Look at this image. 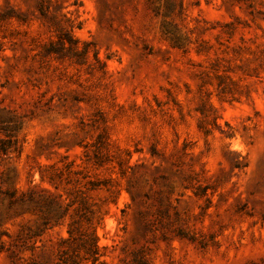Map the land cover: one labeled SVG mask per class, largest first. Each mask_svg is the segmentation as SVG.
<instances>
[{"label": "rangeland", "instance_id": "1", "mask_svg": "<svg viewBox=\"0 0 264 264\" xmlns=\"http://www.w3.org/2000/svg\"><path fill=\"white\" fill-rule=\"evenodd\" d=\"M7 7L25 21L2 30L0 264L56 263L69 219L45 229L44 202L76 190L42 174L68 161L116 191L90 193L107 264H264V0Z\"/></svg>", "mask_w": 264, "mask_h": 264}, {"label": "trees", "instance_id": "2", "mask_svg": "<svg viewBox=\"0 0 264 264\" xmlns=\"http://www.w3.org/2000/svg\"><path fill=\"white\" fill-rule=\"evenodd\" d=\"M42 14L45 15L43 10ZM15 18L19 21H25V18L17 14L12 7L0 11V53L4 51V40L6 39V36L2 34L3 27L6 22ZM66 41H69L72 45L77 44V40L73 36L65 33L59 36L56 44L52 41L45 45V54L59 55L66 50ZM84 52H87L86 49L83 50ZM98 145L99 147L93 158L86 154V164L93 163L98 167L103 166L104 154L100 152V148L106 146L104 135L99 136ZM5 151L6 148L0 145V154L5 153ZM86 169L88 168L86 167ZM42 179L47 180L55 189L72 185L76 190V195L67 192V195H70L65 205H61L55 200L44 202L48 212L42 219L45 229L50 228L53 223H59L66 218L69 219L68 236L61 242L55 264H107L103 260L104 254L97 233V228L103 224L106 214L100 208L96 209V203H91L90 193L103 187L108 188L111 183L110 180L91 179L88 171L75 169L73 161L66 162L63 168L56 169L51 174H42ZM108 191L112 195L116 193L113 189L108 188Z\"/></svg>", "mask_w": 264, "mask_h": 264}]
</instances>
